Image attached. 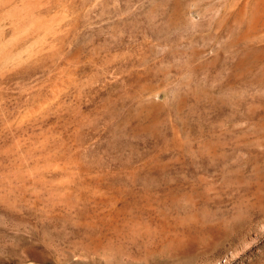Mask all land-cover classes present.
Masks as SVG:
<instances>
[{
  "label": "rangeland",
  "instance_id": "rangeland-1",
  "mask_svg": "<svg viewBox=\"0 0 264 264\" xmlns=\"http://www.w3.org/2000/svg\"><path fill=\"white\" fill-rule=\"evenodd\" d=\"M0 264H264V0H0Z\"/></svg>",
  "mask_w": 264,
  "mask_h": 264
}]
</instances>
